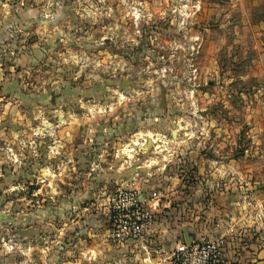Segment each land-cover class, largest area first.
Listing matches in <instances>:
<instances>
[{
  "label": "rangeland",
  "instance_id": "obj_1",
  "mask_svg": "<svg viewBox=\"0 0 264 264\" xmlns=\"http://www.w3.org/2000/svg\"><path fill=\"white\" fill-rule=\"evenodd\" d=\"M247 7L0 0V109L29 114L0 164V264H191L181 246L216 240L222 264H264Z\"/></svg>",
  "mask_w": 264,
  "mask_h": 264
},
{
  "label": "crops",
  "instance_id": "obj_2",
  "mask_svg": "<svg viewBox=\"0 0 264 264\" xmlns=\"http://www.w3.org/2000/svg\"><path fill=\"white\" fill-rule=\"evenodd\" d=\"M241 3L242 2H238L236 4L239 6L238 8L242 10ZM243 3L248 5L246 8L248 13L252 12V8L259 10L254 26L256 27L258 38H260L256 43L257 47H260V50L257 51L260 58L259 70L257 73L264 77V0H243ZM0 80L4 81L5 79L0 77ZM261 99L264 100V91H262ZM4 103V106L0 109V121L2 120L0 125V164L6 162L7 157L9 158L8 155L11 154L12 145L21 134L22 129L16 126L15 123H20L26 115H29L27 112H24L22 106H19V104L14 105V102L11 103L6 100Z\"/></svg>",
  "mask_w": 264,
  "mask_h": 264
},
{
  "label": "built area",
  "instance_id": "obj_3",
  "mask_svg": "<svg viewBox=\"0 0 264 264\" xmlns=\"http://www.w3.org/2000/svg\"><path fill=\"white\" fill-rule=\"evenodd\" d=\"M221 241H213L207 244V247L198 249H190L188 251L184 246L178 249L180 254L185 255L187 253L189 262L191 264H222L221 253H220ZM191 259V260H190ZM181 264H188L186 260H183Z\"/></svg>",
  "mask_w": 264,
  "mask_h": 264
},
{
  "label": "bare ground",
  "instance_id": "obj_4",
  "mask_svg": "<svg viewBox=\"0 0 264 264\" xmlns=\"http://www.w3.org/2000/svg\"><path fill=\"white\" fill-rule=\"evenodd\" d=\"M132 145V144H131ZM134 145H136V144H134ZM144 145V144H143ZM129 150H131V149H129Z\"/></svg>",
  "mask_w": 264,
  "mask_h": 264
}]
</instances>
